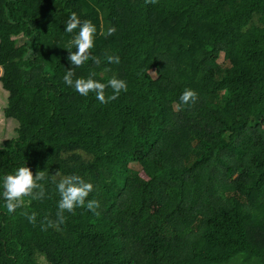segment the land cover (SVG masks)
Wrapping results in <instances>:
<instances>
[{
	"label": "trees",
	"instance_id": "obj_1",
	"mask_svg": "<svg viewBox=\"0 0 264 264\" xmlns=\"http://www.w3.org/2000/svg\"><path fill=\"white\" fill-rule=\"evenodd\" d=\"M72 12L96 25L101 61L76 77L127 82L109 103L63 82ZM0 85L17 122L0 147V264H264V0H0ZM21 166L45 173V196L8 213L3 178ZM57 171L93 184L99 215L86 200L42 230Z\"/></svg>",
	"mask_w": 264,
	"mask_h": 264
},
{
	"label": "clouds",
	"instance_id": "obj_2",
	"mask_svg": "<svg viewBox=\"0 0 264 264\" xmlns=\"http://www.w3.org/2000/svg\"><path fill=\"white\" fill-rule=\"evenodd\" d=\"M157 0H145V3L155 4ZM78 29L77 34L69 41L68 50L69 56L67 59L72 65L71 69H67L63 76V82L73 88L81 96H88L89 93H94L95 98L102 104L109 103L118 98L119 94L127 91V82L123 79L117 78L113 75L107 80V83H102L94 79L95 73L89 74L87 78L76 77L75 69L82 67L85 62L92 60L93 63L99 65L100 59L91 54V49L94 47V37L97 33L96 25L91 20H81L76 12H72L65 24V31L73 33ZM117 29L114 26L107 28L105 33L103 26L101 27V35L111 36L115 34ZM75 48V51L70 50ZM108 63L120 62V57L115 55H106ZM112 89V95L106 97V89ZM180 102L183 105L195 103L198 99L197 93L187 88L180 96ZM57 177L59 180L57 181ZM45 173L38 171L35 175L31 168L21 166L14 171L13 174H8L3 178V198L5 200V207L8 213H14L18 208L24 205V197L31 196L33 199L42 200L45 196L44 185L38 181L45 180ZM52 182L56 185L60 199L57 203V220L55 222L45 217L41 222L42 230L48 227H57L65 223V212L74 213L78 207H84L89 194L93 192L94 186L92 183L85 181L78 175L61 176L57 171L53 177ZM99 202L95 199L87 200V209L99 215L96 210L99 208ZM30 223L35 225L36 213L31 215L25 213Z\"/></svg>",
	"mask_w": 264,
	"mask_h": 264
},
{
	"label": "rangeland",
	"instance_id": "obj_3",
	"mask_svg": "<svg viewBox=\"0 0 264 264\" xmlns=\"http://www.w3.org/2000/svg\"><path fill=\"white\" fill-rule=\"evenodd\" d=\"M6 96L7 92L0 85V147H2L4 139L13 137L16 134L15 123L17 125V122L12 118H7L4 116V108L7 103ZM139 174L141 177L145 178L144 172L139 171Z\"/></svg>",
	"mask_w": 264,
	"mask_h": 264
}]
</instances>
